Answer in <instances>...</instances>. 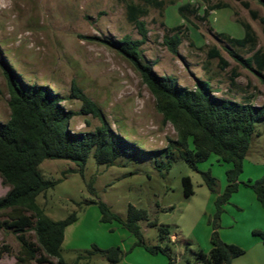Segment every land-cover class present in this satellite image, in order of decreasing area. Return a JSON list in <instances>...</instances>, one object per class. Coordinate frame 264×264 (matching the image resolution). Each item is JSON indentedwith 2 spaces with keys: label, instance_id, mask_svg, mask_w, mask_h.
Returning a JSON list of instances; mask_svg holds the SVG:
<instances>
[{
  "label": "rangeland",
  "instance_id": "rangeland-1",
  "mask_svg": "<svg viewBox=\"0 0 264 264\" xmlns=\"http://www.w3.org/2000/svg\"><path fill=\"white\" fill-rule=\"evenodd\" d=\"M156 5L147 0H0V59L31 83H44L63 96V105L75 112L73 131H93L101 119L81 113L80 88L102 109L113 128L135 142L134 155L122 153L113 164H100L93 151L82 172L65 159H45L39 166L43 176L57 180L54 187L37 196V203L54 220L76 211L78 220L68 230L63 257L73 264L79 254L93 249L120 246L124 255L119 264H168L169 257L153 254L119 220L103 222L97 203L105 202L112 212L125 219L130 204L146 209L150 220L140 221L148 245H170L178 264L194 261L198 250H211L215 200L227 185L232 164L212 154L197 161L195 168L182 155L179 132L167 121L157 97L133 64L103 39L126 35L141 39L136 23L129 19V6L143 8L148 36L141 45V57L160 75L174 77L182 86L195 88L199 79L209 80L215 94L239 102L264 105V80L232 51L248 59L264 52V7L257 0H164ZM185 3L194 5L179 12ZM223 4L222 8L212 6ZM244 23L251 24L256 47H237L220 33L245 35ZM179 32L178 53L169 49L166 35ZM214 50L219 56H211ZM264 74V69H262ZM10 91L0 64V120L11 116ZM189 146L193 148L192 138ZM216 177V192L206 183L203 171ZM190 177L194 192L187 195L184 178ZM264 177V120L254 126L250 149L239 175V190L223 205L217 230L228 243L246 245L254 230L264 222V208L249 183ZM0 176V197L9 191ZM6 218L5 214L0 219ZM168 225L172 236L160 240V225ZM27 236L37 241L34 230ZM236 244V243H235ZM244 248V247H243ZM21 245L17 235L0 228V264H18ZM45 263L59 264L49 257ZM77 264H109L93 254Z\"/></svg>",
  "mask_w": 264,
  "mask_h": 264
},
{
  "label": "trees",
  "instance_id": "trees-1",
  "mask_svg": "<svg viewBox=\"0 0 264 264\" xmlns=\"http://www.w3.org/2000/svg\"><path fill=\"white\" fill-rule=\"evenodd\" d=\"M147 1L160 6L165 4L164 0ZM257 1L264 7V0ZM191 6L195 11L191 3L178 8L186 19L188 15L185 10ZM222 7L223 4L212 6L213 9ZM129 8V19L136 23L141 39L126 35L120 39L103 40L133 64L157 97L165 120L172 121L178 129L182 155L187 161L197 168V161H204L216 154L221 160L232 164L226 173L228 183L215 200L211 250H198L194 261H187V264H232V260L245 250L238 244L223 241L217 226L223 205L239 189L238 178L243 172L254 126L264 120V105L218 96L209 80L199 79L192 89L180 85L172 76L157 73L141 57V45L148 36L145 21L139 17L143 8L137 5H130ZM262 20L264 22V18ZM243 25L245 35L241 38L223 32L220 34L233 46L246 47L251 44L255 48L257 44L251 24ZM164 41L171 51L178 53L177 47L182 42V36L176 32L166 35ZM232 55L249 68H253L252 62L255 61L259 67L255 70L264 80V52L258 50L248 59L235 51H232ZM211 56H219V52L214 50ZM0 64L9 85L11 109L9 120H0V176L3 184L10 188L5 196L0 197V215H6V218L0 219V228L11 230L17 235L21 245L16 254L18 264H31L33 261L45 263L50 260L49 257L58 258L59 264H67L62 253L65 231L68 225L78 220V214L74 211L64 219L54 220L37 203V196L57 183V180L43 176L40 164L45 159H65L76 163L82 172L92 151L98 163L113 164L122 153L133 156L136 143L117 132L105 118L100 106L80 88H75V95L83 102L81 113L93 114L101 119V124L93 131H73L70 121L75 112L63 105L60 93L47 84L28 82L5 59H0ZM189 137L192 138L193 148L189 146ZM202 174L211 191L216 192V177L210 170ZM184 183L186 194H192L194 189L190 177H185ZM248 185L264 207V177ZM92 202L98 204L103 222L121 221L137 238V244L143 245L153 254H166L169 257L168 264H178L170 245L146 244L140 221L147 220L150 225H158L156 220L149 219L146 209L130 204L127 216L123 219L112 212L105 202ZM30 229L35 231L37 241L27 236ZM159 229L161 241L173 235L168 225H160ZM254 234L264 242V230H254ZM93 254L103 255L109 264H119L124 251L120 246L101 249L94 245L93 249L79 254L73 264Z\"/></svg>",
  "mask_w": 264,
  "mask_h": 264
},
{
  "label": "crops",
  "instance_id": "crops-1",
  "mask_svg": "<svg viewBox=\"0 0 264 264\" xmlns=\"http://www.w3.org/2000/svg\"><path fill=\"white\" fill-rule=\"evenodd\" d=\"M256 198H257V196H256ZM258 202L260 203L259 200H258ZM260 205L262 206L261 203H260ZM101 216H102V214H101ZM72 224L68 225L66 228L65 238H64L63 244H65L69 241L67 233H68V230ZM256 228H259L260 230H264V222L261 225H258ZM254 236H258V235L254 234ZM258 237L259 238H251L250 241H248V243H246V245H242L244 247V250H245L244 253L235 257L232 260V264H264V242L260 236H258ZM235 243L239 245V243H237L236 241H235Z\"/></svg>",
  "mask_w": 264,
  "mask_h": 264
}]
</instances>
